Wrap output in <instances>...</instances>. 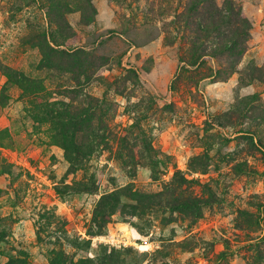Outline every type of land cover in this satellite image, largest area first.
I'll return each mask as SVG.
<instances>
[{
  "label": "rangeland",
  "instance_id": "374dc122",
  "mask_svg": "<svg viewBox=\"0 0 264 264\" xmlns=\"http://www.w3.org/2000/svg\"><path fill=\"white\" fill-rule=\"evenodd\" d=\"M206 1L0 0V264H264V0Z\"/></svg>",
  "mask_w": 264,
  "mask_h": 264
},
{
  "label": "trees",
  "instance_id": "16d2710c",
  "mask_svg": "<svg viewBox=\"0 0 264 264\" xmlns=\"http://www.w3.org/2000/svg\"><path fill=\"white\" fill-rule=\"evenodd\" d=\"M208 1V0H207ZM206 1V2H207ZM196 4V3H194ZM207 4L212 5V0L207 2ZM195 6H192L189 8V12L187 14H184V17L182 19H186V17H192L196 18L199 13H194L192 10H194ZM229 14L233 16V26L228 32L222 31L221 32V24H224L227 22L226 26L229 25V22L226 21V19H230ZM206 17H200L199 18V25L196 27L197 33L195 35L199 38L201 36V40L206 39H213L214 44L216 48V52L212 56H223L226 54V56H241L244 52V42L247 40L248 37V30L250 28V24L247 21V19L242 15L240 11L237 10V12L233 11L232 6H229L228 9L225 10H219L215 7V10L211 12H206ZM205 20L204 24L200 21ZM231 22V21H230ZM192 22L187 21V24H190ZM194 24V21H193ZM215 38L218 39V41H215ZM197 39V38H196ZM194 46L196 47V50H200L203 47L202 43L193 42ZM205 55L198 54L197 57H195L192 62L190 63L191 66L197 65L199 62H201L204 59ZM219 73V72H218ZM221 73V71H220ZM10 263V262H9ZM8 263V264H9ZM11 264H16L14 261L11 262ZM51 264H55V260H51Z\"/></svg>",
  "mask_w": 264,
  "mask_h": 264
}]
</instances>
